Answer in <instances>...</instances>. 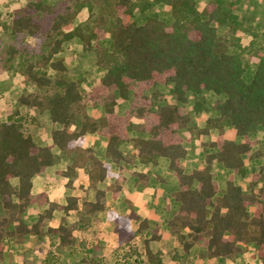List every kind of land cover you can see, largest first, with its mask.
Instances as JSON below:
<instances>
[{
    "label": "trees",
    "instance_id": "1",
    "mask_svg": "<svg viewBox=\"0 0 264 264\" xmlns=\"http://www.w3.org/2000/svg\"><path fill=\"white\" fill-rule=\"evenodd\" d=\"M64 1L63 11L46 0H26L5 16L0 10V73L20 74L26 84L18 107L0 118V259H4L7 241L21 243L30 236L36 242L49 241L62 253L67 248L71 255L81 253L78 264H100L91 255L98 244L77 243L75 230L94 224L99 213L107 211L118 240L115 264H164L150 246L159 235L149 230L145 216L134 229L136 211L107 210L106 190L99 185L115 177L108 189L117 196L125 178L86 145L87 134L98 132L108 137L105 154L117 164L124 159L148 163L160 156L169 158L179 184L173 193L179 208L168 226L186 251L198 245L203 256L234 259L253 244L264 263V168L251 174L247 189L234 182L235 173H245L246 159L261 154L253 149L259 141L250 135L264 130V45L254 52L258 65L251 81L244 77L248 64L242 52L229 51L230 46L241 47L242 34L249 30L238 12L241 0H209L203 7L198 0ZM154 4L169 7L171 23L157 12L138 22L135 9L144 13ZM44 15L52 16L46 31ZM74 38L81 41L84 51L95 53L96 65L103 71L99 83L90 89L83 85L84 77L72 74L66 63L64 45ZM170 83L172 100L164 102V94L156 88ZM204 93L218 99L207 104ZM131 94L130 107L119 115L116 105ZM189 95L194 97L192 109L185 106ZM95 105L103 106V116L89 114V107ZM210 108L218 110L219 116L208 118L200 127L194 114ZM44 113L52 123V143L46 145L26 127ZM135 117L143 119L139 128L150 134L148 139L130 138ZM227 125L245 140L237 143L226 138L223 129ZM181 128L192 136L220 130L208 144L215 150L190 172L183 163L187 149ZM126 141L133 143L128 156L120 148ZM62 159L67 164L61 173L71 182L81 170L87 173L89 187L95 190L93 199L69 196L61 205L46 192L33 193V178ZM216 163L233 171L224 189L215 178ZM33 204L45 208L28 225L23 215ZM58 209L65 214L62 221L49 224ZM67 216H77V220L69 224ZM59 258L49 251L46 262Z\"/></svg>",
    "mask_w": 264,
    "mask_h": 264
},
{
    "label": "rangeland",
    "instance_id": "2",
    "mask_svg": "<svg viewBox=\"0 0 264 264\" xmlns=\"http://www.w3.org/2000/svg\"><path fill=\"white\" fill-rule=\"evenodd\" d=\"M46 1L51 5H54L58 11H63L66 5L64 0ZM208 1L209 0H198L199 6L203 7ZM25 2L26 0H0V10L5 16L9 11L17 6L23 5ZM151 12H157L159 17L167 23H171L173 20L169 7L164 4H154L152 7H148L144 13L136 8V19L139 23H142L145 20L146 14H150ZM238 12L243 15V20L249 27V30L242 34V39L240 40L241 47L230 46L229 51L232 53L238 51L242 52L244 60L248 64V69L244 77L247 81H251L258 65V58L255 56L254 52L258 47L264 45V0H241ZM87 15V8H84L83 16L86 17ZM51 20L52 16L44 15L43 23L45 31L49 28ZM228 37L232 39V36L229 35ZM64 50L68 53L66 63L70 67L72 74L83 76L85 79L83 85L86 88L90 89L99 83L103 71L96 65L95 53L84 51L82 43L78 38H74L65 44ZM58 55H60V53ZM22 78L23 77L20 74L15 76L7 73V71L0 73V118L5 119L8 110L14 111V109L18 107L17 101L26 87ZM172 86L173 83H170L168 85H159L156 88L164 94V102L172 100V97L170 96V89ZM29 89H31V87ZM147 93L151 92L147 91ZM204 94L208 98L207 104H212L218 99V96H215L213 93ZM132 97L133 95L131 94L129 99L119 100L115 107L116 110L119 113L125 114L126 110L130 107V99ZM193 104L194 97L189 95V102L185 104V106L192 109ZM91 107L92 106L89 107L90 112L93 111V108ZM25 109L26 108H21L23 113L26 111ZM209 110H206V112H203L202 114L198 113L195 115V123L199 124L200 120H202L201 124L205 126ZM32 114H35V111H32ZM26 127L36 140L43 139L45 141L50 138L52 123L47 113L39 115L36 121L28 122ZM183 130L182 132L185 135L190 133L186 128ZM61 192H63V189H61ZM64 196L65 195L63 194L61 199H63ZM142 196L145 198L143 201L148 199V197H145L143 194ZM151 196L154 209L156 212L158 211V217L156 219L160 220L157 221L151 219L152 222L150 221L149 230H153L159 235L157 239L151 240L150 246L153 251L161 256L164 264H264L257 257L254 245H248L247 250L236 258L224 260L203 256L201 253L202 248L198 245H194L189 251H186L179 238L172 233L168 223L165 222L164 213L170 210L171 200H168L171 198L170 194L161 196L159 199H156L155 195ZM108 207L118 211H121L123 207H125L129 213L132 211L134 212L137 209L135 213L138 215V218L133 222L134 229L139 225V218H142L145 215L143 213L144 208L141 209L140 207V209H138L136 207V209H134L132 206L127 205V203L122 202L119 204L111 198L108 200ZM34 209L36 211H28L26 214L25 221L28 225H31L36 221L39 213L44 210V207L36 206ZM64 215L63 211L56 210L54 212V217L49 224H58L62 221ZM66 218V222L69 224H72L77 220V216H67ZM159 223H161L162 226L159 225ZM75 234L78 237L77 243L86 242V244L91 245V243L94 242V244H98V246H95L94 250H92L91 255H96V258L100 260V264H115V256L113 253H115V249L117 248L118 240L117 235L114 232V223L107 219L106 211L99 214V217L94 221V224L90 226L87 225V227L77 228ZM135 240H137L139 247H143V242L141 240ZM49 251H53V253L60 256L57 262H46V256ZM81 257V253L71 255L68 248L63 250L62 253V251L58 249V246L51 245L49 241L36 242L34 237L29 236L21 243L10 240L7 241L5 256L4 259H0V264H78L77 262Z\"/></svg>",
    "mask_w": 264,
    "mask_h": 264
},
{
    "label": "crops",
    "instance_id": "3",
    "mask_svg": "<svg viewBox=\"0 0 264 264\" xmlns=\"http://www.w3.org/2000/svg\"><path fill=\"white\" fill-rule=\"evenodd\" d=\"M91 108H93V111H89V114L92 117L99 118L104 115L103 106L95 105ZM116 112L119 115H123V113H119L117 110ZM203 112H206V110L202 111L201 114ZM208 112L209 115L206 120L210 117H217L220 114L216 109H210ZM195 115L197 114H194V116ZM132 121L134 122L135 127L129 132L130 138L141 137L148 139L150 137V134L146 131H141L139 128V126L143 123V119L135 117ZM201 122L202 120H200V123L198 125L200 127H204ZM183 129L184 128L180 129V134L184 138V146L187 149V154L183 159V163L185 166V170L187 172H190L201 165L202 160L205 158V155L208 152H212L215 150V148H212L208 144L220 135V130L212 129L209 134L201 136H191L190 133L187 135L183 134ZM223 132L226 138L232 139L237 143H242L245 140L243 136L236 133V130L231 125L225 126ZM250 139H257L259 141V143L253 149L259 150L261 154L257 158L246 159L244 174H234V182L240 185L243 189H247L251 174L253 172H258L261 168H264V130L258 129L255 133L250 135ZM37 141L44 145L52 143L51 137L45 141L43 139H39ZM86 145L92 146L103 161L112 163L113 168L116 172L122 171L125 178L122 183L121 190L117 196H114L111 189H108V186L114 182L115 177H110L105 182L99 185L100 188L106 190L107 210L112 209L108 207V200L110 198L119 204L122 202L127 203V205L132 206L134 209H136V207L140 209L141 207V209L144 208V216L148 219V222L150 224L151 219H155L157 221L160 220L156 219L158 217V211L156 212L154 209L151 195H155V198L159 199L161 196L170 194L171 198L168 199L171 200L170 210L164 213L165 222L168 223V221L173 217L174 213L179 208V202L173 196V193L178 189L179 184L173 171L170 169L169 158L160 156L156 159L155 162L148 163L142 162L139 159L133 160L131 162L124 159L121 160L119 164H117L113 162L110 157H106L105 149L108 145V137L98 132L87 134ZM120 148L124 152L123 155L128 156L130 151L133 150V143L131 141H126L124 144H121ZM55 151L56 153H59V150L56 148ZM66 164V161L62 159L56 164L49 166L42 174L36 175L33 178V193L37 194L40 192H46L51 201L57 202L61 205L67 203V198L69 196H77L79 198L87 197L88 199H93L95 196V190L89 187V179L87 173L81 170L78 173V176L75 177L71 182L67 176L61 173V171L66 169ZM135 172L141 173V176L134 174ZM214 172L219 187L221 189H224L226 187L227 180L230 175L233 174V171L225 167L221 163H216L214 165ZM262 184H264V182L261 183V185ZM61 189H63V192H61ZM56 190H58L59 192ZM63 194L65 196L63 199H61ZM142 194L145 197H148L146 201H143L145 200V198L142 196ZM36 206L41 207L37 204H33L27 208L23 215L24 220H26V214L28 213V211H36L34 209V207ZM123 209L121 211L115 209L113 210L121 214L129 213L127 211V208L123 207ZM101 213L102 212H100L99 214ZM159 225L162 226L161 223H159ZM250 245L252 246L253 244Z\"/></svg>",
    "mask_w": 264,
    "mask_h": 264
}]
</instances>
